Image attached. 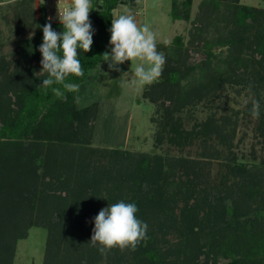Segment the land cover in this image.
Instances as JSON below:
<instances>
[{
    "label": "trees",
    "instance_id": "obj_1",
    "mask_svg": "<svg viewBox=\"0 0 264 264\" xmlns=\"http://www.w3.org/2000/svg\"><path fill=\"white\" fill-rule=\"evenodd\" d=\"M137 1L128 4L134 7ZM92 3L91 51L77 49L84 76L70 75L64 82L78 90L56 83L40 86L49 76L41 71L38 48L47 21L39 11L30 24L34 36L16 45L17 60L5 61L0 54V264H13L17 242L39 222L47 231L43 264H264V8L239 0H200L188 42L176 36L157 46L166 63L159 82L144 96L159 107L167 105L163 123L170 144L183 149L200 140L201 156L224 155L221 173L210 183L206 163L90 147L103 107L98 92L108 66L103 54L111 53L109 29L122 0ZM191 5L192 0H172V21L188 22ZM52 27L63 31L60 23ZM218 47L226 48L224 57L214 52ZM193 55L201 59L192 62ZM249 84L260 116L253 121L248 156L257 159L259 147L258 162L237 158V123L230 117L216 120L211 114L190 130L183 128L184 110L212 103L226 85L239 86L236 92L248 96ZM93 91L98 95L91 99ZM250 109L249 102L246 120ZM12 152L24 162L14 165ZM22 172L24 177L11 179ZM120 201L136 204L137 218L148 226L147 238L135 251L114 248L105 259L89 242L94 218L103 203ZM172 232L182 243L164 254L159 244H167ZM168 255L181 259L169 261Z\"/></svg>",
    "mask_w": 264,
    "mask_h": 264
},
{
    "label": "rangeland",
    "instance_id": "obj_2",
    "mask_svg": "<svg viewBox=\"0 0 264 264\" xmlns=\"http://www.w3.org/2000/svg\"><path fill=\"white\" fill-rule=\"evenodd\" d=\"M123 1H126V3H123ZM171 3L172 0H138L136 6L131 7L128 4V0H122V3L113 11V20L121 14H131L135 17L138 26H143L144 24L150 26V29L156 35L157 46L159 44H170L176 36H181L186 44L193 29L192 21L199 12L200 0H192L190 20L188 22L172 21L170 17ZM239 3L245 6L264 8V0H239ZM44 10L43 0H0V54L5 57V61L17 60L16 45L18 41L30 38V34L35 32L34 27L30 25L31 22L37 17L38 11L44 14ZM17 13L20 14L19 17H17ZM17 28L19 29L16 30ZM33 36L31 35V37ZM160 52L163 53V51ZM214 52L217 54L221 53L220 57H224L226 48L218 47L215 48ZM191 58L192 62H198L201 59V55H193ZM139 63L144 62L138 60L127 61L119 67L120 71H114L108 66L105 67L104 78L100 82V88H98L99 98H101L100 101L103 107L98 122L99 125H96L90 147L119 149L131 152L134 155L143 153L150 156L183 157L199 161L206 163L204 171L208 173L210 183L217 181L218 174L221 173L219 164L224 155H221V158L201 156L202 147L200 140L194 141L193 144L183 149L180 146L170 144L166 140L164 131L167 130L168 126L163 123V112L168 111L167 105L159 107L158 104L151 102L144 96V93L156 82L150 85H142L139 82L133 83V81H137L135 67ZM236 90L239 91V86L230 87L226 85L223 90L218 92L219 96L212 103L208 104L202 101L195 108L187 112L184 110L181 113L184 122L183 128L190 130L195 122L205 121L211 114L216 120L222 116L230 117L232 121L237 123L234 139L236 148L233 149L237 158L242 162H245L244 157L248 161L258 162V157H261L262 154V150L259 147H255L258 151L257 159L256 157L252 159L248 156L254 144V138L252 137L254 119L251 117V119L247 118L246 120L243 117V112L246 109L244 100L248 96L243 91L237 93ZM97 93L94 91L90 92V98H96ZM79 103L83 104L81 101ZM163 127L166 129L163 130ZM160 136L162 141L159 143L158 138ZM211 144L212 142H210ZM26 146L30 147L28 144ZM217 148L221 153L225 154V149L223 150L218 145ZM13 155L14 165L24 162L20 161L21 158L18 153H13ZM7 168L6 166L5 169ZM24 176V172L20 175L12 173L11 179L16 180ZM20 182L18 181L17 183ZM112 204L114 203H103L101 209ZM179 205L181 204L179 203ZM54 214H57V211ZM38 225L28 231L26 239L17 242L13 264H43L47 231L40 227V222ZM166 239L168 240L167 244H159L161 250H165L164 254L168 248L176 251L182 243L181 238L174 232L167 236ZM126 250L123 252L127 253ZM192 256L195 257L196 253ZM129 257L126 256V258ZM176 259L180 260L181 257L167 256L169 261ZM200 260H203L202 256ZM222 262V260L219 261L220 264ZM210 264H213V262Z\"/></svg>",
    "mask_w": 264,
    "mask_h": 264
},
{
    "label": "clouds",
    "instance_id": "obj_3",
    "mask_svg": "<svg viewBox=\"0 0 264 264\" xmlns=\"http://www.w3.org/2000/svg\"><path fill=\"white\" fill-rule=\"evenodd\" d=\"M94 9L92 0H71V3L62 9L57 8V18L63 31L57 32L52 27V17L42 27L43 41L38 48L42 59L41 71L49 76L43 79L41 87L48 88L54 83L63 84L69 90H78V85L66 84L70 76L83 77L84 70L79 59L77 49L83 52L91 51L94 29L89 17ZM111 53L105 52L104 62L114 71L125 61H143L135 67V76L140 84L150 85L159 82L163 74L166 57L157 50L156 35L148 24L138 26L135 17L131 14H121L112 20L109 29ZM34 35V33L30 34ZM62 53V55H60ZM253 85L248 86V97L244 104L251 103V116L258 119L260 103L255 99ZM57 97H64L59 88L52 89ZM138 208L135 203L120 201L101 209L94 218V228L91 240L92 246L105 259L108 254L118 248L135 251L141 241L147 238V224L136 216Z\"/></svg>",
    "mask_w": 264,
    "mask_h": 264
},
{
    "label": "built area",
    "instance_id": "obj_4",
    "mask_svg": "<svg viewBox=\"0 0 264 264\" xmlns=\"http://www.w3.org/2000/svg\"><path fill=\"white\" fill-rule=\"evenodd\" d=\"M45 10L44 18L47 21L48 17H52V23H60L57 18V8L62 9L63 7L69 5L71 0H43Z\"/></svg>",
    "mask_w": 264,
    "mask_h": 264
}]
</instances>
